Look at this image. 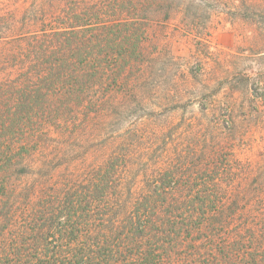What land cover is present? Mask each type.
<instances>
[{"label": "trees", "instance_id": "16d2710c", "mask_svg": "<svg viewBox=\"0 0 264 264\" xmlns=\"http://www.w3.org/2000/svg\"><path fill=\"white\" fill-rule=\"evenodd\" d=\"M16 1L0 0V264H264V184L241 187L222 141L158 165L155 132L152 171L140 128L108 133L102 160L53 144L120 117L137 0Z\"/></svg>", "mask_w": 264, "mask_h": 264}, {"label": "rangeland", "instance_id": "374dc122", "mask_svg": "<svg viewBox=\"0 0 264 264\" xmlns=\"http://www.w3.org/2000/svg\"><path fill=\"white\" fill-rule=\"evenodd\" d=\"M29 1H19L21 12ZM146 2L137 0L136 15L121 17L144 24L145 35L143 69L127 72L131 86L120 117L110 112L113 122L103 121L101 130L74 145L67 138L53 144L76 147L77 157L94 146L88 161L102 160L96 146L108 133L122 126L131 135L140 128L146 137L132 150L152 171L160 142L155 132L164 143L158 165L176 156L179 142L202 151L222 141L226 155L240 163L241 187L264 184V0Z\"/></svg>", "mask_w": 264, "mask_h": 264}]
</instances>
